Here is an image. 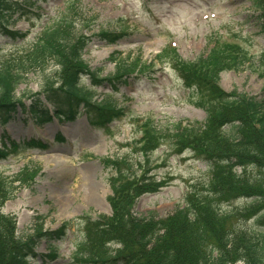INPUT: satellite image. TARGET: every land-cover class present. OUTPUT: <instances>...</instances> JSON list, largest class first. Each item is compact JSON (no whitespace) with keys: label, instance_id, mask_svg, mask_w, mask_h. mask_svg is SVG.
<instances>
[{"label":"trees","instance_id":"16d2710c","mask_svg":"<svg viewBox=\"0 0 264 264\" xmlns=\"http://www.w3.org/2000/svg\"><path fill=\"white\" fill-rule=\"evenodd\" d=\"M22 1L0 0V27L13 42H26L29 34L9 31L7 18L20 8L26 10L24 15L33 13L37 2L48 0ZM251 3L264 27V0ZM35 12V20L43 24L41 31L29 47L15 51L0 63V117L20 102L16 92L28 74L44 72L53 65L58 70V82L49 78L43 91L52 110L33 107L32 114L45 122H51L52 117L74 120L82 108L94 127L108 128L119 120L122 110L113 101L114 94L99 97L97 89L114 78H102L99 72H92L83 57L94 38L115 44L122 33H92L95 20L86 19L80 0H66L64 10L54 17ZM176 56V51L166 49L157 61L165 65L174 60L173 67L185 88L196 95L194 104L205 111L207 119L167 128L145 121L141 155L148 167L151 154L159 149L163 139L170 138L177 154L190 151L209 166V182L203 184L201 192L192 186L184 197L185 205L179 206L173 217L159 221L153 216L138 217L134 213L135 202L160 192L170 181H156L149 175L150 169L139 173L137 164L128 156L106 159L107 169L113 172L109 180L112 216L86 215L80 219V237L74 241L71 258L77 264H264V185L250 183L247 177L249 168L264 176V100L237 91L226 94L218 86L221 72L239 70L248 62L247 53L237 44L219 46L216 42L206 58L186 63ZM127 69L119 68L115 79L136 72ZM38 147L47 148L32 141L23 149L16 144L12 150L17 154ZM6 149L0 151V161L10 155ZM39 173V168L31 170V166H26L10 182L0 173V264H31L40 241L55 246L68 238L69 224L55 232L43 228L35 231L34 226L33 235L18 238L14 218L2 214L6 202L14 199L12 190L17 191L11 186L29 184ZM241 199L248 204L240 210L231 207ZM238 217L245 224L234 228L236 224L232 222L237 223ZM43 220L38 218L36 223ZM50 252L41 256L47 257L45 263L59 258L56 250Z\"/></svg>","mask_w":264,"mask_h":264},{"label":"rangeland","instance_id":"374dc122","mask_svg":"<svg viewBox=\"0 0 264 264\" xmlns=\"http://www.w3.org/2000/svg\"><path fill=\"white\" fill-rule=\"evenodd\" d=\"M65 1H39L33 13L24 15L20 8L7 18L11 31L28 33L29 37L26 42H13L0 27V63L15 51L29 47L41 31L43 24L35 20V11L46 18L54 17L64 10ZM80 1L86 19L95 20L92 33L101 30L122 33L121 40L115 44L94 38L83 57L92 72H99L102 78H114L113 82L99 87L97 95L114 94L113 101L122 115L102 130L93 128L82 110L73 121L55 118L51 123L40 124L39 118L27 112L11 115L0 125V147L32 140L49 147L46 151L13 154L0 162L1 176L7 178V182L26 166H31V170L37 167L40 171L31 183L11 186V190L17 189L16 192L12 190L14 199L2 208V214L14 218L18 238L33 235L34 226L35 231L43 228L55 232L64 224L71 225L64 242L52 246L51 242L40 241L35 252L38 258L31 264H75L70 257L74 253V241L80 237L79 219L84 215L112 214L109 180L113 172L104 163L108 158L128 156L137 164L139 173L142 169H150L149 175L156 181L171 180L158 194L142 196L135 202L134 213L138 217L153 216L156 221L173 217L187 190L193 186L201 192L203 184L209 182V166L190 151L177 155L170 138L163 139L159 149L151 154L148 167L141 155L145 120H151L158 128H167L181 121L202 123L207 118L205 111L194 104L196 95L185 89L173 67L174 60L164 66L156 62L165 48L175 47L176 57L190 63L201 56L207 57L216 46L213 42H218L219 46L237 44L247 53L248 62L239 70L221 72L218 86L226 94L237 91L264 100L263 21L251 9L250 0ZM119 68L136 72L115 79ZM57 73L53 65H48L44 72L32 71L17 89L16 100L29 107L39 97L44 99L45 82L49 78L58 82ZM43 105L50 107L45 99ZM247 177L250 183L264 185V176L256 169H247ZM88 182L95 185L98 202L88 200ZM245 204L247 200L241 199L231 207L240 210ZM38 218L44 220L37 224ZM236 220L237 223L232 222L236 224L234 228L244 226L243 219ZM51 250H56L59 258L49 263L41 262L40 257L50 255Z\"/></svg>","mask_w":264,"mask_h":264},{"label":"bare ground","instance_id":"6f19581e","mask_svg":"<svg viewBox=\"0 0 264 264\" xmlns=\"http://www.w3.org/2000/svg\"><path fill=\"white\" fill-rule=\"evenodd\" d=\"M49 148H47L46 150H48ZM50 159V158H49ZM53 160H55V156H53V158H52ZM51 160V159H50ZM56 164V163H55ZM57 165H58V167H60L61 166V163H57ZM95 185H93V184H91V183H89L88 182V186H87V198H88V200L90 201V202H98L99 200H97L96 199V197H97V195L95 194V187H94Z\"/></svg>","mask_w":264,"mask_h":264}]
</instances>
